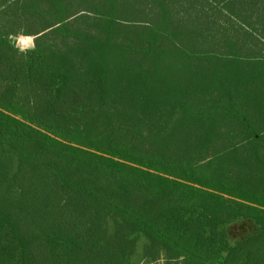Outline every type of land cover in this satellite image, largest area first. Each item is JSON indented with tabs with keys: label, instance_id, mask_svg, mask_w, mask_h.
I'll return each mask as SVG.
<instances>
[{
	"label": "trees",
	"instance_id": "1",
	"mask_svg": "<svg viewBox=\"0 0 264 264\" xmlns=\"http://www.w3.org/2000/svg\"><path fill=\"white\" fill-rule=\"evenodd\" d=\"M158 262L264 264V0H0V264Z\"/></svg>",
	"mask_w": 264,
	"mask_h": 264
},
{
	"label": "rangeland",
	"instance_id": "2",
	"mask_svg": "<svg viewBox=\"0 0 264 264\" xmlns=\"http://www.w3.org/2000/svg\"><path fill=\"white\" fill-rule=\"evenodd\" d=\"M13 33L10 36V43L17 49L21 50V47H19L18 39L20 37H23L25 35L21 34L18 28L15 27L12 29ZM32 37H34L32 35ZM32 49V48H31ZM21 51H27V50H21ZM219 142V141H218ZM227 230L229 233V236L231 238L232 242H235L245 235H248L254 231V223L251 220H240L236 223H233L229 226H227ZM157 264H173V263H167V262H158Z\"/></svg>",
	"mask_w": 264,
	"mask_h": 264
},
{
	"label": "built area",
	"instance_id": "3",
	"mask_svg": "<svg viewBox=\"0 0 264 264\" xmlns=\"http://www.w3.org/2000/svg\"><path fill=\"white\" fill-rule=\"evenodd\" d=\"M19 47L21 50H28L34 47L35 45V37L32 36H23L18 39Z\"/></svg>",
	"mask_w": 264,
	"mask_h": 264
},
{
	"label": "clouds",
	"instance_id": "4",
	"mask_svg": "<svg viewBox=\"0 0 264 264\" xmlns=\"http://www.w3.org/2000/svg\"><path fill=\"white\" fill-rule=\"evenodd\" d=\"M163 256H164V252H163V250L161 251V258H163Z\"/></svg>",
	"mask_w": 264,
	"mask_h": 264
}]
</instances>
